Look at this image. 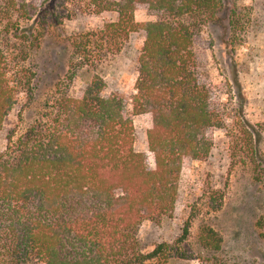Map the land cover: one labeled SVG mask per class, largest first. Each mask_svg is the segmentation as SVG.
Returning <instances> with one entry per match:
<instances>
[{
	"label": "trees",
	"instance_id": "obj_1",
	"mask_svg": "<svg viewBox=\"0 0 264 264\" xmlns=\"http://www.w3.org/2000/svg\"><path fill=\"white\" fill-rule=\"evenodd\" d=\"M45 0H0V135L20 95L31 96L32 74L24 67L44 35L39 19ZM144 5L155 21L136 23ZM99 12L115 21L76 37L79 69H95L106 48L141 33L131 113L95 78L77 95L59 93L18 137L4 136L0 151V264H168L186 258L179 246L189 237L190 219L172 243L147 250L141 225L172 217L185 159L206 158L212 133L226 130L227 108L205 74L198 48L202 26L214 21L219 0L102 1ZM238 89L236 77L231 78ZM147 115V150H134L132 116ZM264 123L251 125L242 114L227 130L232 157L245 151L254 180L264 181L260 155ZM223 196L210 198L220 209ZM218 253L222 237L209 226L198 236ZM217 261L216 259H214Z\"/></svg>",
	"mask_w": 264,
	"mask_h": 264
},
{
	"label": "rangeland",
	"instance_id": "obj_2",
	"mask_svg": "<svg viewBox=\"0 0 264 264\" xmlns=\"http://www.w3.org/2000/svg\"><path fill=\"white\" fill-rule=\"evenodd\" d=\"M39 23L44 35L39 47L29 51L24 67L33 77L31 96L20 95L6 117L0 135L14 130L18 137L40 117L47 101L59 93L77 95L98 78L104 94H114L131 113L130 97L136 78V59L143 45L141 33H131L126 40L105 47L106 56L95 68L79 69L78 55L72 41L85 33L102 29L115 21L114 12H99L102 1L115 0H45ZM220 11L214 21L202 26L205 49L198 48L208 82L220 92L227 108L226 130L212 133V148L201 160L185 159L179 177V189L172 217L160 222H144L138 232L142 243L152 246L172 243L190 219L188 239L178 248L186 258L171 259L168 264H264V181L256 182L248 155L238 151L232 157L227 130L242 114L251 125L264 123V0H219ZM136 23L155 21L144 5L133 12ZM236 77L241 98L236 96L231 78ZM134 150L144 153L148 165L153 161L147 150V115L132 116ZM264 157V135L260 143ZM223 196L222 205L212 210L210 198ZM209 226L222 237L218 253L204 249L198 241L200 229ZM216 259L217 261H215Z\"/></svg>",
	"mask_w": 264,
	"mask_h": 264
}]
</instances>
